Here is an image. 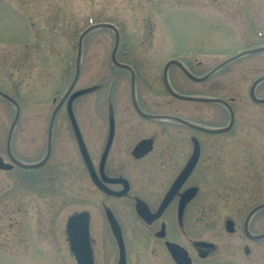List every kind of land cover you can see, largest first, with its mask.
<instances>
[{
	"label": "rangeland",
	"instance_id": "obj_1",
	"mask_svg": "<svg viewBox=\"0 0 264 264\" xmlns=\"http://www.w3.org/2000/svg\"><path fill=\"white\" fill-rule=\"evenodd\" d=\"M102 23L119 29L117 58L134 69L138 96L147 111L188 116L193 109L196 121L212 128L227 126L229 112L220 104L173 99L163 83L165 64L179 60L193 75L203 77L243 52L264 47V0H0V91L20 104L13 148L23 161L34 163L45 156L47 122L74 80L77 66L73 92L94 89L73 106L85 132L90 133L96 121L107 122L109 95L115 106L130 101V75L111 63L114 32L88 33L78 64L80 35ZM261 77L264 51L228 62L201 83L190 80L178 67L168 73L176 93L217 98L231 106L232 135L213 137L212 149L225 146L229 152L256 155L257 178L252 179L249 163V172L242 170L238 184L212 185L209 231L219 248L207 264H264V250L257 262L245 257L238 238L226 236L223 221L233 208L244 216L251 206L264 203V104L254 103L249 94ZM256 96L264 99V81ZM15 114V107L0 96V157L6 160ZM57 116L65 142L66 187L57 184L48 195L42 183L27 184L40 182L45 168L0 171V264H76L66 221L82 212L96 225L91 229L95 264H118V247L97 204L102 196L80 163L65 104ZM122 220L127 264H160L159 249L142 247L140 221L133 214L122 215ZM257 225L256 232H264V211Z\"/></svg>",
	"mask_w": 264,
	"mask_h": 264
},
{
	"label": "flooded vegetation",
	"instance_id": "obj_2",
	"mask_svg": "<svg viewBox=\"0 0 264 264\" xmlns=\"http://www.w3.org/2000/svg\"><path fill=\"white\" fill-rule=\"evenodd\" d=\"M119 49L120 45L115 55L116 60L119 64L127 65L119 62ZM116 69L131 75L128 70ZM110 97L109 95L107 99L106 123L96 121L92 131L88 133L77 122L81 145L75 139L68 117L66 121L68 120L71 128L80 163L88 173L90 183L102 196L97 204L101 206L105 223L113 238L108 211L119 225L127 256L122 215L131 217L133 214L143 229V249H159L162 259L160 264H207L219 248L209 231L212 215L211 188L217 184L225 187L231 183L238 184L240 178L242 180V170L249 172L250 165L252 179L257 178L256 155L240 154L237 150L229 152L225 146L218 150L212 149L213 137L232 133L214 134L205 131L212 127L197 122L193 109H189L188 116L147 111L146 103L139 99L137 82L134 89L131 86L130 101L123 102L122 106H115ZM159 105L161 108L162 105ZM224 107L231 119L233 112L227 106ZM60 120L58 116H51L47 122L44 158L50 153L45 164L40 167L45 168L41 181L27 183L36 186L42 183L48 195L56 190L57 184L60 189H65L67 184L66 163L62 157L65 142L60 131ZM15 132L16 127L10 143L13 158L26 165L41 162L43 158L27 163L18 156L13 148ZM54 152L58 153L56 158L53 157ZM85 153L90 159L94 179L87 168ZM6 158L7 160L0 157V171H23L10 158L7 141ZM240 162H245L246 165H237ZM261 205L264 203L251 206L244 216L233 208L222 217L226 236H236L241 244L242 254L256 262L264 250V232H256L255 229L258 227V216L264 208L254 210ZM88 217L90 243L96 263L94 241L91 240V229L96 228V225L94 226L89 215Z\"/></svg>",
	"mask_w": 264,
	"mask_h": 264
},
{
	"label": "water",
	"instance_id": "obj_3",
	"mask_svg": "<svg viewBox=\"0 0 264 264\" xmlns=\"http://www.w3.org/2000/svg\"><path fill=\"white\" fill-rule=\"evenodd\" d=\"M96 29H109L112 30L115 33L116 36V42H115V48L114 51L112 53V62L113 64L121 69H125L128 70L131 73L132 76V88L134 89L135 86V75L134 72L132 70L131 67L127 66V65H123V64H119L116 60V52L119 46V32L117 30V28L115 26H113L112 24H97L94 25L90 28H88L87 30H85L79 37V41H78V64H79V60L81 57V52H82V44H83V39L84 37L90 33L93 30ZM264 51V47L263 48H258V49H254V50H250V51H246L232 59H230L229 61H227L224 64H221L218 68H216L215 70H213L211 73H209L207 76L199 78L196 77L194 75H192L191 73H189L179 61L176 60H171L169 62H167V64L164 67L163 70V80H164V84L168 90V92L175 97L176 99L182 100V101H192V102H202V103H222L224 105L227 106V104L219 99H201V98H195V97H189V96H182L179 94H176L170 87L169 83H168V79H167V75H168V70L170 69V67L172 66H178L182 69V71L184 72V74L192 81L194 82H205L206 80L209 79V77H211L219 68H221L222 66L226 65L228 62L234 61L236 59H239L245 55H249V54H253V53H257V52H261ZM79 78V66H77V72L75 75L74 80L72 81L69 89L67 90L66 94L64 95V97L62 98V100L59 102V104L56 106L52 117H56L58 111L60 110V108L66 103V111H67V115L69 117V120L71 122V125L73 127V130L75 132V137L76 140L78 142V144L81 145L82 140H81V134L79 132L78 126H77V121L73 112V104L75 102V100H77L78 98L87 95L89 93H91L93 91V88H87V89H83V90H79L73 93V89L77 83V80ZM264 81V77L259 78L258 80H256L254 82V84L252 85L251 89H250V98L254 103L257 104H264V99H259L256 96V88L257 86L262 83ZM0 96L2 98H4L5 100H7L8 102H10L12 105L15 106L16 108V116L12 125V128L9 132V138H8V154L10 156V158L12 159V161L17 164L18 166H20L22 169L25 170H31V169H37L41 166H43L45 164V162L48 159L49 153L47 154V156L44 158V160H42L40 163L34 164V165H25L22 164L18 161H16L10 151V142H11V137L15 128V125L19 119V113H20V107L19 104L10 96H8L7 94L0 92ZM134 99V98H133ZM143 115V114H142ZM233 115L231 117V122L229 124L228 127L223 128V129H218V130H205L207 132L210 133H214V134H221V133H226L229 132L233 126ZM107 155V152L104 155V159ZM85 162L87 165V168L89 170V173L91 175V177L94 179V175H93V170L91 167V162L89 157L87 156V154L85 153ZM106 191V190H105ZM108 192V191H106ZM109 193V192H108ZM114 195H118L121 196L122 194H114ZM264 208V205L259 206L258 208H256L254 211H257L259 209ZM107 217H108V221L110 223L113 235L117 241L118 247H119V262L118 264H126V252H125V246L123 243V238H122V234H121V230L119 228V225L117 224V222L115 221L112 213L110 211L107 212ZM66 233H67V237H68V241H69V246H70V251L76 261V264H94V259H93V254H92V249H91V244H90V233H89V217L87 213H80V214H76L71 216L68 220H67V225H66ZM173 251V250H172ZM174 252V251H173Z\"/></svg>",
	"mask_w": 264,
	"mask_h": 264
}]
</instances>
